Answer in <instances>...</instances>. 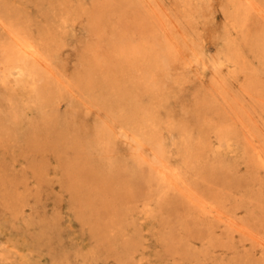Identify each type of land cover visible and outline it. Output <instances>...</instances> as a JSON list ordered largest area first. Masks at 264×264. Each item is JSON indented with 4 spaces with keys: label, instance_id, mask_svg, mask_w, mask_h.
<instances>
[{
    "label": "rangeland",
    "instance_id": "obj_1",
    "mask_svg": "<svg viewBox=\"0 0 264 264\" xmlns=\"http://www.w3.org/2000/svg\"><path fill=\"white\" fill-rule=\"evenodd\" d=\"M158 2L172 10L167 14L180 22L187 46L196 45L201 61L193 68L184 66L185 70L183 66L164 70L153 82L142 76L147 72L145 64H141L143 73L135 69L119 75L124 65L108 50L113 30L121 41L126 37L145 41L140 8L137 12L134 6L126 7L124 0L120 6L116 0H0V17L42 42L58 76L66 75L75 91L64 93L54 104L35 88L8 87L0 79V264H264L260 244L220 227L215 219L185 209L187 213L177 205L174 191L157 196L156 186L147 183V168L133 164L119 138L108 149L102 144L89 146L93 128L106 119L98 102L107 97L113 102L117 93H123L118 95L124 99L133 92L136 101L152 108L160 146L183 170L192 190L201 193L209 188L228 215L264 241V173L255 170L250 155L235 141L242 136L239 129L228 136L231 141L220 134L223 120L232 116L210 91L211 63L217 57L214 45L220 46L212 36L228 29L226 15L233 8L227 0ZM251 3L253 7L244 1L234 31L246 70H240L239 64L229 87L238 89L240 94L237 90L233 94L250 104L239 86L247 74L253 76L255 85L263 89L262 95L256 93L260 102L253 100V112L264 128V0ZM5 36L0 29V42ZM97 47L100 51H95ZM101 55L111 58L105 67L94 66L93 60ZM220 59L224 61L223 56ZM230 65L224 64L223 76L232 70ZM97 80L104 85L91 89ZM153 83V91L145 89ZM12 89L15 93L8 103L5 94ZM116 104L125 105L114 102L109 108ZM114 124L118 129L119 121ZM90 169L98 173L90 174ZM150 206L154 210L146 217Z\"/></svg>",
    "mask_w": 264,
    "mask_h": 264
},
{
    "label": "bare ground",
    "instance_id": "obj_2",
    "mask_svg": "<svg viewBox=\"0 0 264 264\" xmlns=\"http://www.w3.org/2000/svg\"><path fill=\"white\" fill-rule=\"evenodd\" d=\"M116 1L118 6H120L123 3V0H116ZM124 1L127 2L126 7L134 6L137 12H139L138 10L140 8L141 12L144 13L142 14V16H139L140 17L139 19H140L141 32L143 36H146V38L144 42H138L139 38L137 41H133L132 38H130L132 40L131 41L127 37L122 38L123 41H121L119 39L121 38V36L117 38L116 37L117 33L114 34L115 31L113 30V35H112V39L109 42L108 50H110V53L115 54L114 55L115 59L120 60L119 64H121L122 62V64L124 65L123 68L121 69V72H118L119 75L124 76V74L122 73H124L125 71L131 72L135 69L142 71L143 69L141 64L142 65L145 64L147 72H145L146 75L142 74V76L144 77V79L148 77L152 78L153 82H156L159 75H162V73H164V70H168V72L172 68H175L174 70H176L177 66H180V68L183 66V69L184 66H186V68L187 67L193 68L195 64L199 62V60L201 59L200 58L201 53L197 50L198 48L196 47V45L192 44L191 46L190 45L187 46V44L189 43L187 40L188 36L186 32L181 28L182 26H180L181 25L180 22L171 19V16L174 18L172 13L167 14L168 11L170 12L172 11L171 9L168 8V11L167 9H164V7H162L159 4L158 0L157 1L156 0H124ZM227 1L228 2L225 3H227L229 6L233 8L232 11L226 15L227 21L229 20V24L227 23L228 29L225 27L226 30L224 29L220 36L219 35H215L214 37L212 36L213 42L219 41L220 46L218 48V45H214L216 51L215 55H217V57L213 61H212L213 58L211 59L212 61L211 66L213 71L210 72L211 74H213V78L209 81L211 82L212 85L210 86L211 97H213V99L215 98V101H217L218 104L220 103L223 106V108L225 107L224 109L226 113H228V116H230L229 114H231L232 116L229 119V121L226 119L223 120L224 121L223 124L225 125L223 126V128H221V130L219 129V131H221V133L220 132L219 133L226 138V142H227L232 140V138L228 136L233 133L234 129L236 131H238L239 129L240 133H242V136L239 135V137L236 138L235 141L242 144L243 147L242 150L245 154L250 155L251 163L252 166L255 168V170L264 173V128L263 126H261L258 116H256V114L253 112L255 110V105L253 100H258L260 102V99L257 98L256 93L262 95L263 89L258 88L255 85L256 81L253 79V76L247 74L246 76H248V78L245 80V83L244 84L242 83L243 85L239 86L242 88L241 90L243 91L244 95L248 98L249 101H251L250 104H246L240 99V97L233 94V90H237L236 93L238 94L239 92L238 89H231V87H229L231 81L234 80V76L236 77L237 70L240 69L241 67L243 69L245 67L246 70V63L240 60L241 58L236 44L237 38L234 37L235 35L234 31L238 29L240 12L242 6H245L244 4L245 0H227ZM251 1L252 0H247V3L251 7H253ZM182 2H186V0H182ZM225 3H223L224 6ZM114 6L116 7V4ZM183 7L184 6H182V8ZM225 8L223 7V9ZM212 9H214V7ZM180 10L183 13V10L181 8ZM104 15L105 12L103 16ZM185 16L187 17V15ZM136 18H138V16ZM108 25L110 26L111 24ZM100 26L103 28L101 24ZM111 26L112 29H114L113 25ZM124 27L125 26H123V28ZM0 29L4 31V33H6V36L3 38L4 42H0V55H1V61L4 66V69L0 71V79L4 83H6L8 87H10L9 85H11L12 88L19 87L21 90H25L28 88L33 90L35 88L37 94H39L40 96L42 95L45 101H48L49 99V101L53 102L54 104L55 103L57 104V102L62 100L63 95H65L64 93L74 94L75 91L73 90V87L68 83L67 79L64 78L66 75L63 78H61L62 76L60 77L58 76L60 72L59 73H57L58 71L56 72L57 70V69L55 70L56 66L54 68V66L52 65L53 63L51 62L52 55L50 54L49 51L47 50L45 51L42 48L43 44H40L42 42L38 43L37 40L35 41L33 38H31L22 28V26L7 22L5 19L3 20L1 17H0ZM109 29L110 28L108 27L107 30L108 32L106 34L110 32ZM91 32L93 33V30ZM137 32L138 33L136 34H139V31ZM200 43L202 44V40ZM94 49L95 51H100L99 47ZM206 56L208 57L207 54ZM221 56L224 57L225 62L223 60L221 61L220 59ZM109 57L105 55L96 56V61L92 59L94 62V66L105 67L107 61H109ZM226 62H229L231 64L230 66L232 70L226 73L228 75L223 76V72L226 71L223 70L225 68L224 64ZM137 63H139L140 66ZM239 64H242L240 65V68L238 66ZM242 68L240 70H242ZM242 73L243 71H241L240 75ZM167 75L168 74H165L164 76L167 77ZM176 75L174 76L176 77ZM242 75L245 76L244 74ZM183 77L186 78L185 76ZM101 84L104 85V83L100 80L94 82L92 81L91 89H94L96 87L100 88ZM181 84L184 83L181 82ZM153 85L154 83L151 85H145V89H147L148 91L150 90L153 91L154 89ZM205 87L203 86L204 89H206ZM136 89L137 87H135V90ZM39 91L41 92L39 93ZM14 93L15 91L13 89L6 92L5 97L6 100H8V103L10 98L14 96L13 95ZM118 94H123V93H117V97L113 99V102L112 100H110V97L104 98L98 102L105 109L106 119L96 124L95 127L93 128L90 139L88 140L89 146L91 147L94 144L95 145L102 144L104 146L103 148L108 149L111 146H113L115 144L114 143L115 140L119 138L121 142L124 144V146L127 147V151L130 154L129 157L134 162L133 164L137 166L144 165L147 168V172L150 175L148 177L147 183H149L150 186H156V190L158 191L157 196H160L161 194L163 195L169 193L170 191H174L176 193V196L174 197L177 200L174 198L173 199L178 201L177 205H181L184 208V210L185 209L189 210V213L190 211H194L199 215L208 219H212V220L215 219L220 227H223L224 229L232 233H235L239 236L246 237L251 241L256 242L257 244H260L262 247H264V241L262 239H260L258 236H255L251 231H249L246 228L245 225L240 224L241 222H237L234 217L228 215V210L224 209L223 206L220 205L221 204L220 201L217 200L218 196L213 193L211 194L210 193L211 190H209V188H204L205 189L203 190L204 192L201 193L193 191L195 189H193L189 185V183L184 179L183 170L180 167L175 166L170 162V160L165 154L166 153L165 150L160 146L161 140L157 135L158 132L156 131L157 118L155 119L154 117H152L150 113L152 108H146L144 105L136 101L133 92L131 94H129L128 92L127 95H125L126 97L124 99ZM114 102L115 103L121 102L124 103L125 105L121 104L117 106L116 104L115 107L111 106L112 109L109 108L110 103L114 104ZM82 105L84 106L85 104ZM121 106H123V108H121ZM55 107L57 106L55 105ZM115 109H122V110L116 113L117 111H115ZM212 109H214V107ZM73 113L75 112L73 111ZM119 113L121 114L118 115ZM115 119L119 121L118 129L116 128L117 126H115L114 124V122L116 121ZM85 121L87 122V120ZM222 132H224V134ZM226 133L228 135H226ZM201 144L198 143L199 146H201ZM122 153H124V151ZM186 166L188 167L189 163ZM88 173L95 174L98 172L90 169ZM153 210L154 209H152L150 206L149 208L146 209L144 215L147 217V215H150V213ZM187 210L185 211L187 212ZM2 258H3V254L0 249V259ZM5 259L9 260V257L5 256Z\"/></svg>",
    "mask_w": 264,
    "mask_h": 264
}]
</instances>
